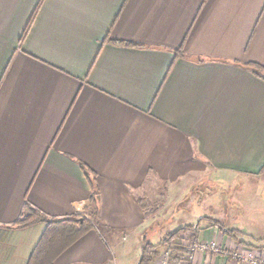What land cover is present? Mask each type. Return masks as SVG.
<instances>
[{
  "label": "crops",
  "instance_id": "1",
  "mask_svg": "<svg viewBox=\"0 0 264 264\" xmlns=\"http://www.w3.org/2000/svg\"><path fill=\"white\" fill-rule=\"evenodd\" d=\"M249 64L264 67V0H0V264H28L46 229L16 225L27 205L91 218L82 165L100 218L55 264H138L175 191L192 210L204 197L185 204L187 185L239 178L223 223L242 236L198 226L202 211L177 230L224 249L188 264H250L233 258L237 240L247 257L264 246V79Z\"/></svg>",
  "mask_w": 264,
  "mask_h": 264
},
{
  "label": "trees",
  "instance_id": "2",
  "mask_svg": "<svg viewBox=\"0 0 264 264\" xmlns=\"http://www.w3.org/2000/svg\"><path fill=\"white\" fill-rule=\"evenodd\" d=\"M248 66L254 70V73L258 77L264 79L263 66L258 64H249ZM82 169L88 177L92 190L90 204L94 206L95 211L91 215V219L82 216L64 219H48L36 208L27 205L23 216L16 223L18 227L28 228L38 223H46V229L35 247L28 264H55L61 255L95 228V225L100 218L99 188L94 173L84 165H82ZM202 221H208L209 227H217L228 237L234 240L237 239L239 231L227 229L219 221L211 220L210 218L201 220L198 226H200ZM193 229L195 230V226H186L170 233L165 241L160 244H154L150 239V235L146 234L143 239L142 254L138 264H154L161 255L162 248L165 245L171 244L175 239Z\"/></svg>",
  "mask_w": 264,
  "mask_h": 264
},
{
  "label": "rangeland",
  "instance_id": "3",
  "mask_svg": "<svg viewBox=\"0 0 264 264\" xmlns=\"http://www.w3.org/2000/svg\"><path fill=\"white\" fill-rule=\"evenodd\" d=\"M190 183V181L187 182V184ZM241 180L240 178L237 179L236 181H234L231 184H225L223 182H219L214 184L212 187L208 184V185H199L197 186V188L188 190L190 185L187 184H183V186L185 187L187 185V187H185L184 190V194H185V199H184V203L185 204H189L192 202V198L195 196H201L204 197L203 199H200V203H201V207H197L195 206L194 209L192 210H183L182 208H180V210L176 209V200L177 198L182 197V194L180 193V189L175 191V193L169 197V201L167 203V208L170 211V216L167 217V221L164 222V224L160 225H154V227L148 231V235H150L151 240L153 241V243L155 244H159L161 237L159 234H154L155 230L157 229V226H160L161 229H163L162 234H165V232H167V230H169V232H174L176 231L178 228H180L181 226H183L182 224H184V222H192L191 220H193L194 215L192 214V212L195 211H202L203 213H206L207 215L212 216V218H210L211 220H216L219 221L220 223H222L225 227L226 225L223 223V220H226L227 218H229L224 210V204L230 206V204L233 201V195L235 192V190L240 189L242 187V185L240 184ZM208 187V188H207ZM163 188L160 190L161 192H163ZM210 193L213 194L212 199L208 200V195H210ZM175 194H178V196L174 197ZM207 197V198H206ZM236 199V198H235ZM219 202L218 204V208H214V210L216 211V215H212L209 214V212H206L204 207H207L208 205L210 206L211 204L214 205V203ZM235 201V200H234ZM222 204V205H221ZM204 205V206H203ZM216 205V204H215ZM175 211H174V210ZM179 209V208H178ZM204 209V210H203ZM236 210H239V206H236ZM174 211V212H173ZM173 212V213H171ZM240 214L243 213L242 210H240L239 212ZM262 216L264 218V213H262ZM166 217V216H165ZM91 219V218H90ZM206 218H202L201 220H204ZM200 220V221H201ZM222 221V222H221ZM232 221V220H231ZM188 222V223H190ZM200 223V222H199ZM202 223H209L208 221H202ZM246 224H252V222L247 219V223ZM169 235V234H168ZM168 235H166L165 237L167 238ZM184 236V238H182V236ZM183 235H181L179 238L175 239L173 242H171V244H167L162 248V252L161 255L159 256V258H161V261H164L166 258V261L169 262V264H181V262L183 261V264H188L191 261L188 259L189 255L191 254L190 251L196 250L194 248V246H202L205 245L207 246V248L205 250L207 251H213L216 252L217 254H222V252L224 251V249L222 247H220L219 245H217L216 243H212L215 246V251L214 249H212V246L208 245V244H203L201 243L199 240L196 239V232L195 230H189L186 233H184ZM242 236V233H238L237 234V239ZM163 238V241H165L166 238ZM237 245H236V250H234V255L233 258L235 259H242V255L243 257H247L246 255V249L240 248L241 246V242L239 240H237ZM259 242H263V241H259ZM264 246L260 247L258 249H254L253 251H255V254L251 255L248 258H244L241 261L242 262H246V263H250V264H254V262H257L258 264H264ZM252 251V252H253ZM239 253V254H238ZM166 254H168L166 256ZM194 254H196L194 252ZM215 254V253H214ZM240 257V258H239ZM188 260V261H187ZM160 261V262H161Z\"/></svg>",
  "mask_w": 264,
  "mask_h": 264
},
{
  "label": "built area",
  "instance_id": "4",
  "mask_svg": "<svg viewBox=\"0 0 264 264\" xmlns=\"http://www.w3.org/2000/svg\"><path fill=\"white\" fill-rule=\"evenodd\" d=\"M210 246V245H209ZM211 246H212V249H214L215 247V245L214 244H211ZM194 248L196 249V250H193V251H190V255H189V257H188V259L189 260H191V261H188V262H192L193 260H194V256H195V254H194V252L196 253V252H198V251H207V250H205L206 248H207V246H205V245H202V246H200L199 245V247L198 246H194ZM214 251H215V249H214ZM213 252V251H212ZM168 254H166V256H167ZM240 258V257H239ZM244 258H248V257H243L242 256V259H244ZM242 259H240V260H242ZM251 263V262H250ZM159 264H169V262H167L166 261V258H165V260L164 261H161ZM254 264H258L257 262H254Z\"/></svg>",
  "mask_w": 264,
  "mask_h": 264
},
{
  "label": "water",
  "instance_id": "5",
  "mask_svg": "<svg viewBox=\"0 0 264 264\" xmlns=\"http://www.w3.org/2000/svg\"><path fill=\"white\" fill-rule=\"evenodd\" d=\"M81 222H82V220H81Z\"/></svg>",
  "mask_w": 264,
  "mask_h": 264
}]
</instances>
